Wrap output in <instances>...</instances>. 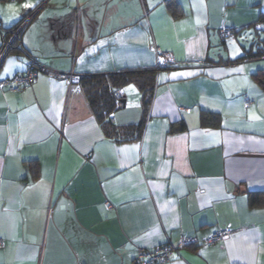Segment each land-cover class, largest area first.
<instances>
[{
    "label": "crops",
    "instance_id": "obj_1",
    "mask_svg": "<svg viewBox=\"0 0 264 264\" xmlns=\"http://www.w3.org/2000/svg\"><path fill=\"white\" fill-rule=\"evenodd\" d=\"M172 1L0 0L3 27L32 14L22 45L54 70L155 66L158 49L174 60L147 110L124 89L114 122H143L134 140L104 133L79 82L0 86V264H136L139 247L220 229L234 233L165 264H264V0ZM28 62L12 52L0 79Z\"/></svg>",
    "mask_w": 264,
    "mask_h": 264
},
{
    "label": "built area",
    "instance_id": "obj_2",
    "mask_svg": "<svg viewBox=\"0 0 264 264\" xmlns=\"http://www.w3.org/2000/svg\"><path fill=\"white\" fill-rule=\"evenodd\" d=\"M29 17L20 21L13 27H3L0 20V31L2 33V43L0 45V65L4 59L14 50H19L26 54L29 58L28 67L22 73H17L11 77H4L0 79V86L7 87L11 91H20L26 86H31L40 74H49L52 77L68 82H79L85 74H80L75 71H58L50 68L45 64H41L37 59L29 55L22 45V33L28 22ZM258 29H264V22L259 23ZM221 37L224 40H228L233 37V31L231 27L223 26L221 28ZM174 60L172 59L171 53L158 49V60L157 67L166 69L172 66ZM114 96L116 100L121 103L125 97L123 88L114 89ZM251 100L247 97L245 99V105L249 106ZM110 118L114 121V113H110ZM234 231L232 229H220L206 238L201 242L194 236H183L180 238L177 244L164 243L154 248L139 247L137 254L134 259L136 264H165L169 263L173 257L181 249H186L194 245L202 244L209 246L215 244L225 238L230 237ZM0 245H3V240L0 239Z\"/></svg>",
    "mask_w": 264,
    "mask_h": 264
},
{
    "label": "trees",
    "instance_id": "obj_3",
    "mask_svg": "<svg viewBox=\"0 0 264 264\" xmlns=\"http://www.w3.org/2000/svg\"><path fill=\"white\" fill-rule=\"evenodd\" d=\"M168 6L175 8L174 1L168 0ZM257 22H264V14ZM264 30V29H259ZM256 55H264V49ZM160 68L155 66L124 68L110 73L85 74L80 84L84 88L89 103L98 118L104 133L108 136L119 137L120 140H134L141 136L143 122L130 125H117L110 118V113H114L122 102L119 103L114 96V89L127 88L129 85H136L144 94V107L148 109L154 98L156 84V74ZM256 80L264 86V71H260L255 76ZM218 114L210 111H203L201 116L202 125L219 124ZM182 127L185 126L183 123Z\"/></svg>",
    "mask_w": 264,
    "mask_h": 264
},
{
    "label": "water",
    "instance_id": "obj_4",
    "mask_svg": "<svg viewBox=\"0 0 264 264\" xmlns=\"http://www.w3.org/2000/svg\"><path fill=\"white\" fill-rule=\"evenodd\" d=\"M31 15H32V14H31ZM31 15L23 17L20 21L24 20V19L27 18V17H30ZM20 21H19V22H20ZM19 22H17V23H19ZM17 23H16V24H17ZM16 24H15V25H16ZM15 25H13V26H15ZM13 26H10V27H13ZM14 51L21 52V51H19V50H14ZM14 51H12V52H14ZM12 52H11V53H12ZM21 53H22V52H21ZM125 102H126V100H125V98H124V99L122 100V103L125 104Z\"/></svg>",
    "mask_w": 264,
    "mask_h": 264
},
{
    "label": "rangeland",
    "instance_id": "obj_5",
    "mask_svg": "<svg viewBox=\"0 0 264 264\" xmlns=\"http://www.w3.org/2000/svg\"><path fill=\"white\" fill-rule=\"evenodd\" d=\"M259 23H260V22H256V23H255L256 29H258L257 27H258ZM255 26H254V27H255ZM254 27H252V29H255ZM244 36H245V35H244Z\"/></svg>",
    "mask_w": 264,
    "mask_h": 264
},
{
    "label": "snow or ice",
    "instance_id": "obj_6",
    "mask_svg": "<svg viewBox=\"0 0 264 264\" xmlns=\"http://www.w3.org/2000/svg\"><path fill=\"white\" fill-rule=\"evenodd\" d=\"M29 6H31V5H25V7H29ZM174 75H176V74H174ZM213 135H215V134H213Z\"/></svg>",
    "mask_w": 264,
    "mask_h": 264
},
{
    "label": "clouds",
    "instance_id": "obj_7",
    "mask_svg": "<svg viewBox=\"0 0 264 264\" xmlns=\"http://www.w3.org/2000/svg\"><path fill=\"white\" fill-rule=\"evenodd\" d=\"M161 69V68H160ZM167 69V68H166ZM124 99V98H123Z\"/></svg>",
    "mask_w": 264,
    "mask_h": 264
},
{
    "label": "bare ground",
    "instance_id": "obj_8",
    "mask_svg": "<svg viewBox=\"0 0 264 264\" xmlns=\"http://www.w3.org/2000/svg\"><path fill=\"white\" fill-rule=\"evenodd\" d=\"M11 54V53H10ZM39 77V76H38Z\"/></svg>",
    "mask_w": 264,
    "mask_h": 264
}]
</instances>
